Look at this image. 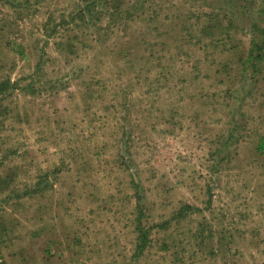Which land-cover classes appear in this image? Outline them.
<instances>
[{
  "label": "rangeland",
  "instance_id": "rangeland-1",
  "mask_svg": "<svg viewBox=\"0 0 264 264\" xmlns=\"http://www.w3.org/2000/svg\"><path fill=\"white\" fill-rule=\"evenodd\" d=\"M216 2L153 0L155 21L124 31L71 24L80 0L0 6V80L16 86L0 102V264H264V72L221 69L202 36ZM138 202L150 242L133 260Z\"/></svg>",
  "mask_w": 264,
  "mask_h": 264
},
{
  "label": "trees",
  "instance_id": "trees-1",
  "mask_svg": "<svg viewBox=\"0 0 264 264\" xmlns=\"http://www.w3.org/2000/svg\"><path fill=\"white\" fill-rule=\"evenodd\" d=\"M215 4H212L209 7V24L202 29V36L210 41V45L213 46V43L216 41H220L219 45L222 48L220 53H226V62L221 64V69L229 76V73L232 71L234 65H239L242 68V72L245 77H250V79H254L255 75L261 76L264 72V19H263V9L257 11L255 9H251L255 4V0H217ZM43 0H0V6L8 7V8H18L25 6H34L37 9V6L42 3ZM81 6L78 7V11L73 15L71 24L76 20L81 22H86V24L91 25L94 20L97 23H100L103 20L108 22L107 25H115V29L117 31H124L127 29V23L133 22L135 20H142V18L147 16V20L151 23L155 21L156 13L154 10L150 9L152 7L153 0H80ZM240 2V3H239ZM164 3L162 2L161 10L164 7ZM176 7L175 5H173ZM151 10V12H150ZM205 14V12H203ZM154 15V16H153ZM206 15V14H205ZM149 16L153 17V20H149ZM62 17V16H61ZM173 17H176L174 15ZM203 17V16H201ZM190 18L193 19L192 14L190 13ZM61 21H64L65 17L61 18ZM201 18L196 19L199 21ZM51 19L49 18L48 21ZM60 20L57 25H62ZM211 22V24H210ZM111 23V24H110ZM48 22L42 25L43 29L47 31ZM237 28L235 32H242L243 35L248 36V46L245 48L242 46V42L239 41L237 45L233 46V38L230 32ZM109 29V26H108ZM52 34L55 33V27L52 29ZM219 38L215 39L214 36ZM69 41V40H68ZM66 40L65 50L69 55H75L77 52V48H75L72 43H68ZM137 43L141 46L147 45V42L144 40H136ZM200 41V40H199ZM190 43V42H189ZM201 43V42H200ZM229 46V48H227ZM8 47V46H7ZM57 48H64V45H56ZM218 47V46H217ZM16 54L20 56H24V52L22 51V46L19 44H13V47L10 48ZM223 54L221 56H223ZM154 58L153 54H149L148 58L141 57L142 60H149ZM224 59V58H223ZM225 61V59H224ZM147 63V61H146ZM149 64V63H148ZM232 68H231V66ZM235 68V67H234ZM230 71V72H227ZM40 75V66L39 63L35 67V71L30 75L31 84L34 82V79ZM162 75V74H161ZM159 78V77H158ZM258 81V78H256ZM154 83V82H150ZM16 86H12L9 79L0 80V102L3 99H6V95H10V90H14ZM30 86H27V89ZM14 88V89H13ZM235 132L232 131L229 137L230 139L234 136ZM235 138V136H234ZM237 140V138H236ZM227 144H223L222 153L227 151ZM256 150L258 153L264 154V137L261 138L256 146ZM45 180V176L42 178ZM134 189H138L139 185L134 184V181L131 182ZM40 183L38 182L35 185V189H33L32 194H38L41 192L39 189ZM48 186H45V189ZM38 191V192H37ZM27 193H22L21 197H25ZM139 197H137V201ZM143 206H141L138 202L136 207V213L139 217L135 220V231L136 242H135V250L132 255L133 260H137L140 257V253L144 250V248L150 242L149 232L141 225L139 218L142 216ZM188 207H183L177 213L178 217H183L185 215V211ZM136 216V214H135Z\"/></svg>",
  "mask_w": 264,
  "mask_h": 264
}]
</instances>
